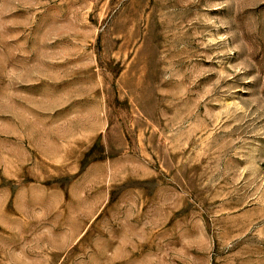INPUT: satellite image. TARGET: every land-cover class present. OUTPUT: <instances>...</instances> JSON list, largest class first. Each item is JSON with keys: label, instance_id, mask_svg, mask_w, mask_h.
Listing matches in <instances>:
<instances>
[{"label": "rangeland", "instance_id": "374dc122", "mask_svg": "<svg viewBox=\"0 0 264 264\" xmlns=\"http://www.w3.org/2000/svg\"><path fill=\"white\" fill-rule=\"evenodd\" d=\"M0 264H264V0H0Z\"/></svg>", "mask_w": 264, "mask_h": 264}]
</instances>
